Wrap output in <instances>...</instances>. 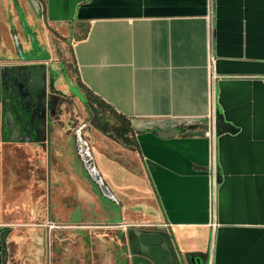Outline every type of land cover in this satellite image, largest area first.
I'll return each mask as SVG.
<instances>
[{
	"label": "crops",
	"instance_id": "1",
	"mask_svg": "<svg viewBox=\"0 0 264 264\" xmlns=\"http://www.w3.org/2000/svg\"><path fill=\"white\" fill-rule=\"evenodd\" d=\"M40 2L60 38L45 63L70 62L80 87L129 123L125 151L142 175L107 156L112 164H100L137 205L144 190L133 181L147 184L142 211L120 208L122 221L163 227L180 254L205 264H264V0ZM215 108L234 131L215 136L212 150L203 130ZM1 145L0 210L13 208L28 170ZM119 171L130 178L114 180ZM73 193L90 199L81 184ZM0 226L20 242L29 225Z\"/></svg>",
	"mask_w": 264,
	"mask_h": 264
},
{
	"label": "flooded vegetation",
	"instance_id": "2",
	"mask_svg": "<svg viewBox=\"0 0 264 264\" xmlns=\"http://www.w3.org/2000/svg\"><path fill=\"white\" fill-rule=\"evenodd\" d=\"M12 8L9 14V29L13 28V30L10 29V41L13 51L9 53L11 57L9 60L10 63L4 65L10 66L15 86L5 89L7 102L24 93V90H22V82H24L27 74H23L22 71L26 69L28 65L33 64L29 58L20 59L16 50H18L19 53L31 54L32 57L46 54V48H49V45L47 43L45 44V40L39 33L34 34L31 29L26 27L24 7L20 10L15 7L14 2ZM14 20L16 23L12 24ZM17 26H19L22 32L21 40H19L20 37L16 36ZM50 29H52V27H50ZM28 34L29 36L32 34V49H30L27 44L29 42ZM58 39L60 38L58 37ZM5 54L8 55L7 52ZM55 63L57 67L59 63L64 64L63 73H67L69 69H72L69 63L67 64L63 61ZM29 70L34 73H32L34 86L31 88L32 90H36L35 98L37 99L32 97L35 111L39 116L43 115L44 110H46V114L50 113V119L53 120L52 129H45L44 133L41 135L44 140L39 143L38 147L25 144L22 140L29 138V136L20 130L21 125L18 120L10 118L7 114L1 116L2 122H0V124L1 127H4V132H2V134L0 133V136L5 144L12 143L9 142V139H14L15 141H13V143L16 142L15 144L22 143L27 148L31 147L35 149L38 153V156H36V164H45L44 170L46 177L42 179L43 167L41 166L39 170L41 175L39 174L40 177L38 178L39 183H43L44 180H46L44 185V197L42 193L43 187L39 184L41 193L36 202L39 213L34 214V216H36L35 220L45 222L44 224H38L39 227L48 228V231L52 230L53 232V234H51V232L49 234V238L52 237L50 240L40 236V239L36 243L37 245H35L39 253L45 254L46 263L57 264L61 261V264H68V262L63 261V259L59 261L56 259L59 254V243L54 239V236L57 235L59 231H64L61 229H65L67 232L76 235L77 238L84 243V248H86V252L80 255L81 258L76 257L79 262H70L71 264H86L83 258L88 260V263L89 261H97L99 264H195L191 262V257L182 255L176 250L175 246L170 241L169 234L163 227L151 222H125L122 221L120 217L119 223L117 224H122L123 226L107 227L105 223H91L89 221H84L83 223H67L59 221L61 219H59L60 217L53 208L55 202L58 200H71L78 203L80 201L84 203V205L87 204L89 206L93 204L94 208L100 212L101 203L99 201L102 200L101 197L104 200L105 196L109 199L111 198L119 207L122 205V202L125 205H137V198H135L132 191H129L127 196V194L122 192L109 189L107 176L103 174L104 172L97 162V155L101 157L107 156L103 148L104 146L102 145L103 142L94 139L92 131L89 129L91 127L94 129L93 132L95 133H106L104 129L105 120L100 112V110L104 111V109L99 106L98 103L100 102H96L90 94H84L88 112L82 109L84 113H79L74 107L77 103L68 95L67 90L62 85L53 82L52 89L56 90V92L51 91L49 88L51 82L49 75L44 73V75L39 76L40 66L33 67L32 65ZM110 115L115 121V128L112 136L116 138L117 142L124 144L127 151H132V133H130L128 129L124 130L125 124L123 120H119L115 115ZM36 118L37 120H42V118L38 116ZM127 126L130 129L129 124H127ZM12 149L17 150V145L12 147ZM67 154L70 158H72L71 156L73 155L74 159L76 158L78 160L81 165L80 169L84 174V180L78 179V176L70 175L73 169L69 167ZM109 158L120 163L114 157ZM24 163V161H21V164ZM120 165L130 173L137 175V173H135L136 170L129 167V165L125 166L121 163ZM66 168H68V170H66ZM58 169L68 176L67 178L64 177L67 179L66 184L60 182V180L63 181V175H60ZM79 178L81 177L79 176ZM74 181L77 182L75 183ZM78 181L84 189L88 190L89 200H82L78 195L75 196L73 193L76 186H79ZM65 186L69 191L68 196L59 193L60 188H64ZM141 189L144 191L140 194L141 199L138 198L141 202H138L139 204L137 206L142 207L143 202L146 203L148 199V193L146 190L147 187H142ZM126 201L130 203L126 204ZM115 230L119 231L118 234L114 233ZM9 231L10 229L8 227L0 226V264L5 263L7 249L5 237L9 234ZM78 231H86L88 241L84 234L79 235V233H77ZM76 250H78L77 247L75 248L72 244L66 243L62 247L61 255H63L64 259H69L70 256H78L76 255ZM99 250L103 252L98 253L97 251ZM78 254L80 253L78 252ZM198 259L200 261L203 260L202 257Z\"/></svg>",
	"mask_w": 264,
	"mask_h": 264
},
{
	"label": "rangeland",
	"instance_id": "3",
	"mask_svg": "<svg viewBox=\"0 0 264 264\" xmlns=\"http://www.w3.org/2000/svg\"><path fill=\"white\" fill-rule=\"evenodd\" d=\"M13 7V1L12 0H0V64H7L10 63L9 60L11 59L9 53H12V45L10 41V29H9V14L12 11ZM16 21L14 20L12 24H15ZM41 29V33L43 34L42 36H45V44L47 43L49 46H56L57 42H59V39L54 36L51 32L43 29L40 25L38 26ZM16 28V27H15ZM53 31V29H51ZM17 32V37H20L19 40L22 39V32L17 26L16 28ZM55 32V31H54ZM56 33V32H55ZM29 36V34H28ZM32 38V34L30 36ZM33 43V40H31ZM7 52L6 55L5 53ZM16 53L19 54V58L21 59H26L30 58L31 54L28 53H23V52H18L16 50ZM5 54V55H4ZM56 55L57 58L60 59V52L58 51V48H56ZM69 62H67L68 64ZM57 68V65L51 64L50 70L53 72ZM71 89H73L71 87ZM76 111L79 113L84 111L82 108L77 104L74 106ZM101 115H103L104 120H105V125L104 129L106 133H95L93 132L94 129L91 127L89 128L92 131V135L94 139H98V141L103 142L102 145L104 146V151L107 153V156L109 157H114L117 159L121 164H124L125 166L129 165L132 169L136 170L135 173L142 175V169L139 168V165L136 161V158L133 155H129L126 151L125 148L122 146L120 142H117L116 138L113 135L114 128H115V121L107 111H102L100 110ZM0 144L2 143L1 147L4 149L8 144H5L1 138H0ZM13 143H11L10 147L11 149H8L7 151H11L12 154L17 158L21 159V161L25 162V167L27 170L26 175V182L21 186L20 193L17 194V197L14 198V202H12V207L11 209L6 208V203L3 202L2 209L0 210V223H5V224H12V223H17L19 225H29L25 226L22 229L21 233V240H17L20 236V234H15L13 232H9L7 236L5 237V244H6V256H5V263L4 264H18V260L20 261V264H47L45 260V254L44 253H39L37 249L35 248V245H37V241L40 239V236L47 238V240H50L49 234H53L52 230L48 231V228L45 227H39L38 224H40L43 221H37L35 220L36 216L34 214L39 213L38 207H36V202L38 201V197L41 193V188L39 187V184H41L42 188V193L44 197V185L45 181L43 183L38 182V178L40 177L39 170L41 166L43 167V178L46 177L45 174V164H36V156H38V153L35 149L33 148H27L24 144H21L20 146L17 145L18 149L13 150L12 147H14ZM8 152V153H9ZM72 158L69 157L67 154V162L68 164H79L78 160L74 157L73 155L71 156ZM108 157V158H109ZM97 162L98 164H112L109 160V162H106L104 160V157H101L97 155ZM101 167V165H100ZM102 169V168H101ZM59 170V169H58ZM40 174V175H39ZM120 176L116 174L114 177V180H122L125 181L128 178H130L128 175L124 174L123 172L119 171ZM61 175V174H60ZM134 175V174H133ZM136 174L134 175V177ZM64 177H68L67 175H63L62 179L63 181L60 180V182H63L64 184L67 183V179ZM133 177V176H132ZM108 181L110 179L107 177ZM66 180V181H65ZM133 182L140 185V187H147V184L145 180L141 181L139 179H135ZM24 186V187H23ZM101 207H100V212L97 211L94 208V205L91 204L89 205H84V203H81L79 201H71V200H65L61 201L58 200L55 202V205L53 206L54 210L60 217L59 221L62 222H74V223H79V222H91V223H105V224H117L119 223V207L117 204H113L109 202L108 200H104L101 197ZM128 209L131 212H140L142 211V208L137 205H125L122 202V209ZM117 210L118 213H115ZM101 213V214H100ZM29 217V218H28ZM33 217V218H31ZM104 217V218H103ZM31 218V219H30ZM61 227V226H60ZM64 231H59L57 235L54 236V239L57 240L59 243V248H58V257L56 258L58 261L62 260L68 262V264H71L70 262L77 263L79 260L76 258H81L80 255L86 252V248H84V243L77 238L76 235L72 234L71 232H67L65 229H61ZM119 231L115 230V234H118ZM79 235H83L86 237L87 241V232L86 231H78ZM52 236V235H51ZM70 243L73 245V247H77L78 250L76 255L78 256H70L69 259H64L63 255H61L62 247L66 244ZM101 250V248H100ZM97 251L98 253H102L103 251ZM78 252L80 254H78ZM84 262L86 264H99L97 261H89L83 258ZM62 262H58L57 264H61Z\"/></svg>",
	"mask_w": 264,
	"mask_h": 264
},
{
	"label": "water",
	"instance_id": "4",
	"mask_svg": "<svg viewBox=\"0 0 264 264\" xmlns=\"http://www.w3.org/2000/svg\"><path fill=\"white\" fill-rule=\"evenodd\" d=\"M12 1H13V3L15 2L16 8L22 10L24 7L25 18H26V27L31 29V31L34 34H36V33L40 34L41 33V29L38 27L40 25L43 29L51 32L54 36H56L55 32L52 31L50 29V27L48 26V24L46 23V19H45L44 15L42 14L40 0H12ZM10 29L13 30V28H10ZM23 32H25V31H23ZM40 35L42 36L43 34H40ZM28 38H29V42L27 43L28 47L30 49H32L31 45L33 43L31 40H33V39L31 37H28ZM42 38L45 40V36H42ZM48 55L49 54L46 50V54H43L40 56H32L29 58L33 63L32 64L33 67H39L40 66L39 76L44 75V73L48 74L49 78L51 80L50 87H49L51 89V91L56 92V90L52 89V83L53 82L62 85L67 90L68 95H70L75 100V102L84 111L88 112L84 93L85 92L87 94H90V93L87 90L82 89L80 87V85L78 84V82L76 81V78L73 76V73H72L74 71L73 67H72V69H69V71L67 73H63L62 70H63L64 64L59 63L58 67H57L58 69L56 68L53 72H51V70H50L51 64L56 65V63L55 62L45 63V60L48 59ZM69 64L71 65L70 62H69ZM32 65H28V67L22 71L23 74H25V73L27 74L24 82H22V84H23L22 90H24V93L21 94L19 97H15L13 100L11 99V100H9V102H7V98L5 97V89H7L8 87H11V86H15L14 80L12 79L13 74H11L9 65L0 64V122H2L1 116H3V115L8 114V116L10 118H15L16 120H18V122L21 125L20 130L29 136V138L23 139L22 142L25 144H29V145H33L35 147H38L39 143L42 140H44L43 136H41V135L44 133L45 129L46 128L48 130L52 129L53 120L50 119V113L46 114V110H44L42 116H39L35 111V105L32 101V97L35 98L36 90H32V88H31L34 86V83L32 81L33 80V78H32L33 71L29 70V69H31ZM71 87L73 89H71ZM90 95L92 96V98L96 102H100V100L96 96H93L92 94H90ZM35 99H37V98H35ZM44 106H45V104H44ZM37 116L42 118V120L41 121L37 120V118H36ZM46 117H47V122H46ZM124 124H125V126H127L126 123H124ZM127 128L129 130V132L131 133L128 126H127ZM232 131H234L233 126H231L229 123L225 122L223 120L220 112L218 111V109L215 108V110L213 112V134H214V138H215V136H217L223 132H232ZM2 132H4V127H1V124H0V133L2 134ZM178 132H179V129H175V128L170 129V130H166V131L155 129V133L159 137H163V138L171 137ZM0 138H1V136H0ZM1 140L3 141L2 138H1ZM13 141H15V140L9 139V142H13ZM122 145L125 147L124 144H122ZM80 166H81L80 164H69V167L73 169V171H71L72 174H70V175L78 176V179L84 180V174L82 173ZM63 167H66V166H63ZM214 169H215V183H216L219 179V173H218L216 166ZM66 170H68V168H66ZM59 173L61 175H64V173L61 170H59ZM79 176L81 178H79ZM108 187H109V189H114V190H116V188H120L119 186H116L114 183H113V186H110L108 184ZM122 187H124V186H122ZM120 189H121L122 193L128 195V192L125 189H122V188H120ZM104 198L106 200H108L109 202L116 204V203H114V201L111 200V198L109 199L106 196ZM121 208H122V205H121ZM120 210L121 209H119V213H120ZM115 211H116L115 213H118L117 210H115ZM119 220H120V217H119ZM44 223L45 222H41V224H44ZM190 260H191V262H194L195 264H205V261H203V260L200 261L197 257L196 258L191 257Z\"/></svg>",
	"mask_w": 264,
	"mask_h": 264
},
{
	"label": "built area",
	"instance_id": "5",
	"mask_svg": "<svg viewBox=\"0 0 264 264\" xmlns=\"http://www.w3.org/2000/svg\"><path fill=\"white\" fill-rule=\"evenodd\" d=\"M204 128L205 129L203 130V135L210 140V143L212 146L211 149L213 150V141H214L213 126L210 124V122H207ZM210 178H211L210 183L213 186L215 183L213 168L210 173ZM106 226L107 227H118V226H123V225L122 224H107Z\"/></svg>",
	"mask_w": 264,
	"mask_h": 264
},
{
	"label": "trees",
	"instance_id": "6",
	"mask_svg": "<svg viewBox=\"0 0 264 264\" xmlns=\"http://www.w3.org/2000/svg\"><path fill=\"white\" fill-rule=\"evenodd\" d=\"M100 107H102L104 110H106L107 112H109L112 115H115L118 117L119 120H123L124 123L129 124L128 121H125L121 116L116 115L108 106H106L104 103L100 102L98 103ZM128 128L125 126L124 130H127Z\"/></svg>",
	"mask_w": 264,
	"mask_h": 264
}]
</instances>
